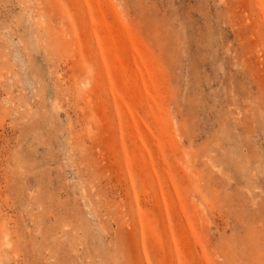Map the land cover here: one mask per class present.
<instances>
[{
	"label": "rangeland",
	"instance_id": "374dc122",
	"mask_svg": "<svg viewBox=\"0 0 264 264\" xmlns=\"http://www.w3.org/2000/svg\"><path fill=\"white\" fill-rule=\"evenodd\" d=\"M0 264H264V0H0Z\"/></svg>",
	"mask_w": 264,
	"mask_h": 264
}]
</instances>
